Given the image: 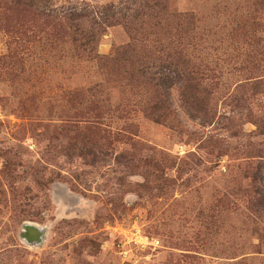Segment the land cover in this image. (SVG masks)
Segmentation results:
<instances>
[{
    "label": "rangeland",
    "instance_id": "rangeland-1",
    "mask_svg": "<svg viewBox=\"0 0 264 264\" xmlns=\"http://www.w3.org/2000/svg\"><path fill=\"white\" fill-rule=\"evenodd\" d=\"M263 198L264 0H0V264H264Z\"/></svg>",
    "mask_w": 264,
    "mask_h": 264
},
{
    "label": "trees",
    "instance_id": "trees-1",
    "mask_svg": "<svg viewBox=\"0 0 264 264\" xmlns=\"http://www.w3.org/2000/svg\"><path fill=\"white\" fill-rule=\"evenodd\" d=\"M106 8H107L106 14L105 15L103 14V16H101L102 17V21H104V18H106V19L107 18H109V19L113 18L114 19L117 16L121 15L120 12H117V6L116 5H109ZM84 12H86V10ZM81 13L78 14V12H77L76 13L77 16H76V14H73V15L70 16L71 18L67 17V20L72 21V22H74V21L76 22V21H81V20L86 19V18L89 17L88 14H86V13L81 14ZM93 15L94 16L97 15V17H98L97 13L96 14L93 13ZM88 35H89V38L87 40H85V42L83 43V47H86V48L90 47L89 46L90 43L94 44L95 40L97 41V36H95L94 34H88ZM161 86L163 87L164 90H167V91L173 87L172 84L170 83V79L169 78H166L163 81V84ZM92 92H94V91H92Z\"/></svg>",
    "mask_w": 264,
    "mask_h": 264
},
{
    "label": "water",
    "instance_id": "water-1",
    "mask_svg": "<svg viewBox=\"0 0 264 264\" xmlns=\"http://www.w3.org/2000/svg\"><path fill=\"white\" fill-rule=\"evenodd\" d=\"M24 229H33L36 232H38L40 235H42L45 232L44 228H42L36 224H31V223L25 224ZM24 241L30 245V242L28 239L24 238ZM42 242H45V240L42 239ZM35 244H38V243H35Z\"/></svg>",
    "mask_w": 264,
    "mask_h": 264
},
{
    "label": "flooded vegetation",
    "instance_id": "flooded-vegetation-1",
    "mask_svg": "<svg viewBox=\"0 0 264 264\" xmlns=\"http://www.w3.org/2000/svg\"><path fill=\"white\" fill-rule=\"evenodd\" d=\"M41 235H39V233L37 232V240H39Z\"/></svg>",
    "mask_w": 264,
    "mask_h": 264
}]
</instances>
